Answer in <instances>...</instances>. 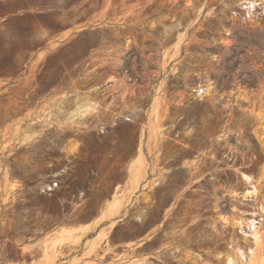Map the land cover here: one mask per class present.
<instances>
[{"label":"rangeland","instance_id":"374dc122","mask_svg":"<svg viewBox=\"0 0 264 264\" xmlns=\"http://www.w3.org/2000/svg\"><path fill=\"white\" fill-rule=\"evenodd\" d=\"M39 1L0 0V264H264V0H79L27 52Z\"/></svg>","mask_w":264,"mask_h":264},{"label":"trees","instance_id":"16d2710c","mask_svg":"<svg viewBox=\"0 0 264 264\" xmlns=\"http://www.w3.org/2000/svg\"><path fill=\"white\" fill-rule=\"evenodd\" d=\"M56 0H40L39 2L32 3V5L41 8L40 11L31 12L28 7H16L12 11V13H8L7 18L3 22L6 26H17L21 27V48L27 52L37 48L38 46H42L38 42H31L28 39L29 34L34 29V26L37 24V27H44L48 30H64L69 25H64L61 20H59V16L63 10H69L70 15L72 16V8L75 4L79 3V0H70L66 1L65 5L57 6ZM83 7L88 10L86 13H82L79 16V21H86L90 16V4L87 2ZM23 9V12H19V10ZM15 53L12 52L9 55V60H13L16 64L14 76H18L19 72L22 68V65L18 63L16 60Z\"/></svg>","mask_w":264,"mask_h":264},{"label":"crops","instance_id":"0c3cea01","mask_svg":"<svg viewBox=\"0 0 264 264\" xmlns=\"http://www.w3.org/2000/svg\"><path fill=\"white\" fill-rule=\"evenodd\" d=\"M126 186V184H122ZM116 187L114 188V190ZM107 219H102V214H97L91 217L79 218L75 220L71 225V230L75 233H79V237L82 241L85 239V235L91 232L94 228L101 226Z\"/></svg>","mask_w":264,"mask_h":264},{"label":"bare ground","instance_id":"6f19581e","mask_svg":"<svg viewBox=\"0 0 264 264\" xmlns=\"http://www.w3.org/2000/svg\"><path fill=\"white\" fill-rule=\"evenodd\" d=\"M255 223H259V221H255ZM253 225V224H252ZM256 233V235H257V232H255Z\"/></svg>","mask_w":264,"mask_h":264},{"label":"built area","instance_id":"2783aa9c","mask_svg":"<svg viewBox=\"0 0 264 264\" xmlns=\"http://www.w3.org/2000/svg\"><path fill=\"white\" fill-rule=\"evenodd\" d=\"M51 188H53V187L51 186Z\"/></svg>","mask_w":264,"mask_h":264}]
</instances>
